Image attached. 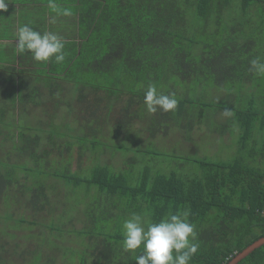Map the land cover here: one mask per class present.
<instances>
[{"label": "trees", "instance_id": "1", "mask_svg": "<svg viewBox=\"0 0 264 264\" xmlns=\"http://www.w3.org/2000/svg\"><path fill=\"white\" fill-rule=\"evenodd\" d=\"M56 2L72 15L60 19L47 0H9L29 6L25 16L34 11L32 27L41 12L45 24L46 15L60 26L65 17L73 18L65 22L73 29L63 36L65 61L47 62L46 95L30 93L39 97L37 126L23 124L16 137L3 131L13 140L5 157L0 155V215L7 210L0 225V264H56L59 257L65 264H135L139 251L121 247L122 223L133 213L156 222L190 208L199 243L190 264H224L264 236V75L250 70L251 60L264 62V0ZM17 82L13 96L22 99L27 81ZM150 84L175 94L174 111L146 110ZM211 89L223 90L221 99L205 101ZM48 104L55 107L53 118L44 110ZM225 108L233 115L212 129L208 113ZM136 121L143 140L151 141L171 123L188 140L203 121L220 137L236 126L233 141H213L216 150L237 142L236 155L166 158V152L141 148L142 142L125 146L121 137L129 128L134 133ZM62 147L66 161L57 168L53 161ZM55 149L59 154L51 157ZM107 153L109 159L120 155L121 164L104 160ZM158 156L162 161H151ZM40 233L45 243L38 246ZM238 264H264V245Z\"/></svg>", "mask_w": 264, "mask_h": 264}, {"label": "clouds", "instance_id": "2", "mask_svg": "<svg viewBox=\"0 0 264 264\" xmlns=\"http://www.w3.org/2000/svg\"><path fill=\"white\" fill-rule=\"evenodd\" d=\"M9 0H0V13L8 10ZM47 7L55 16H70L71 11L61 8L56 0H47ZM2 17V16H0ZM52 22H55L53 17ZM65 40L52 31L41 32L25 23L15 30L14 48L18 56L26 53L36 62L63 63L66 59ZM250 70L264 75V62L260 57L250 61ZM144 105L149 113L174 111L178 100L174 93L165 94L154 84L148 85ZM225 117L233 115L230 109L223 111ZM190 208L169 213L156 222L146 215L133 213L122 223V251L137 253L135 264H190L199 249L195 226L189 222Z\"/></svg>", "mask_w": 264, "mask_h": 264}, {"label": "rangeland", "instance_id": "3", "mask_svg": "<svg viewBox=\"0 0 264 264\" xmlns=\"http://www.w3.org/2000/svg\"><path fill=\"white\" fill-rule=\"evenodd\" d=\"M33 12L34 11L31 10L32 14H33ZM15 13H17V12H15ZM19 13L25 19L24 20V19L21 18V23H23V24H25L24 22L27 23V17H29V16L31 17L32 16L31 13L28 16H25V12L21 11ZM1 16H3L5 20H7L10 17L9 10H7L4 13H1ZM39 16L40 17L43 16L41 12H39ZM40 17H37L38 20H37V26L36 27L39 28V31H41V32L52 31V32H55L58 35L63 37V36H66L68 33H70V30L73 29L72 27H71V29H68V25L65 23L67 21V19H70V17H65L66 19L62 20V21H64V23L61 24V26H60V24L57 21H55L54 24L51 26V23H49V22L52 21L51 20L52 18H50V16H47L49 18V22L46 23V24H45V21H42ZM59 18L62 19L63 17L59 16ZM74 18H75V16H74ZM70 20H73V18H71ZM28 23L32 24L33 20L31 21V23L30 22H28ZM48 24L50 26H48ZM42 25H44L43 28H46V29H41ZM73 35H75L74 32H73ZM22 59H23V57L21 58V60ZM15 61H17L16 58L13 59V63H15ZM41 63L42 62L36 63L37 66H40V67H36L38 70H35V71L31 70L28 75L33 79V81H36V79H37L36 83H33V82L30 83L33 87L35 85L39 86L40 83H41V87L45 88L46 87L45 81L42 82L40 79L43 76L46 75L45 74V70L47 69V66H42ZM36 64H35V66H36ZM16 65H17V62H16ZM1 66H2V68L4 70L8 71V72H2L1 74H5L7 77L15 79V76L11 77V74H10L11 73L10 72L11 67H6V66L0 64V69H1ZM26 66H27V64H26ZM23 77H25V74L23 75ZM0 78H1V80L4 81V77H0ZM216 89H218V88H216ZM7 91H8V87L2 88V90L0 88V96L7 97ZM244 91L247 92V89H245ZM223 93H224L223 90L215 91V90L211 89L210 91L206 92V94H208V95L210 94V96H205V101H207V99H209V100L211 99L212 100L213 98L221 99V96H223L222 95ZM195 96H196V93L193 92V98ZM211 96H212V98H210ZM35 99L38 100L39 97H35ZM56 99H58V97ZM49 102L51 103L52 101H49ZM54 108L55 107H53L51 104H48L47 106H44V110L49 111L50 112V116L52 118L55 117L54 115H51L53 112H55ZM63 110L64 109H62V108L58 110V115H59L58 119L61 117L60 115H62ZM40 111H41L40 107H35V111L33 113H31L32 116H33V117L31 116V119L33 118L35 120H38L40 118V115H41ZM74 111H75L76 115H78L77 114L78 112L81 113V111H79L78 109H76ZM115 113L117 114L116 110H115ZM115 113L113 112V116L116 115ZM208 114H209V117H211L212 121L217 122V124L212 122L213 123V125L211 126L212 129H214L215 127H217L219 129L225 123L224 121H225L226 117L223 115V111L210 112ZM43 116H44V114H43ZM70 116L72 118V115H70ZM70 116H69V118H70ZM56 117H57V115H56ZM116 117L117 116H114L113 118H116ZM54 124L59 125L60 123L57 122V121H54ZM73 124L76 125L77 123L76 122H72L71 125H73ZM5 125H8V123L5 122ZM120 126H121V124L119 125L116 122V125H114V127L116 129H114L113 131H115L116 133L119 132L120 131L119 130ZM0 128H2V127H0ZM2 129L5 130L6 132H9V131L12 130V127H10V126L6 127L5 126ZM162 129H163V126H162L161 130ZM133 130H134V133H130L131 129L129 128L127 133H126L127 135L121 137L123 143L124 144L126 143L125 146L129 145V143L142 142L143 147H141V148L145 147L146 149H149V150H157V151H160V152H166V154H165L166 158H169V157H171V158H174V157L183 158V156L189 157V158L190 157L191 158H194V157L201 158V157L208 156V157L211 158L212 156H214V157L218 158L219 160L220 159L226 160V159H231L234 155H236L235 154L236 151H234V150L237 149V142H234V143L232 142L230 144V148H232V149H230V148L229 149H223L222 145H219L218 150H216L217 149V144L215 142H213L215 140V138H217V143H218V139H222V138H223L222 141L226 140L228 143L230 141H233L235 138H237L236 137L237 133L235 132V130H237L236 126H233L231 129H229L228 133H226L225 135H222L220 137V135L217 132L211 131L208 128L207 123L205 121H203L200 124L196 125L194 127V129L191 131V138L189 140L186 139L184 130L179 129L178 127H176L172 123L170 124V128L166 129V133L165 134H163V135L160 134V135L156 136L158 138L156 141H151L150 139H147L149 141L143 140V138H142L143 126L138 121H136V123L134 124ZM58 131H60V129H58ZM138 135L141 136V137H139ZM145 135H146V133L144 132V137H145ZM8 140H13V139H5L3 141V138L2 137L0 138V155H4V157H5V154L7 153V150L10 149V147H9L10 145L7 144ZM15 141H17V140L15 139ZM41 142L45 143L46 141H45V139H42ZM9 143H11V141ZM101 146H104V145H101ZM136 147H139V146L137 145ZM61 149L63 151H62V154H60V156L58 157L59 159L53 161V163L56 165L57 168H59L66 161L65 160V155H66L65 154V150L63 149V147ZM214 150L217 151L215 154L213 153ZM13 154L14 155H18V152L13 153ZM56 154H59V152H57V149H55L54 152H52L51 157L56 156ZM75 154H77V153L74 152V155ZM210 154H212V155H210ZM105 156L106 157L103 158L104 160L109 161V162H115L118 165L121 164V161L119 159L120 155H117L116 157L114 156V158H112V159L107 158V156H109V153H107ZM94 157H96V154H94ZM151 161L152 162L162 161V158L158 156L157 158H155V159H153ZM70 167L72 169L75 167L74 161H72V164H71ZM48 170L50 172L58 171L60 173L63 171V169H56V168L55 169L49 168ZM46 171H47V169H46ZM191 171L192 170L190 169L187 172H191ZM63 199H65V198H63ZM2 208H3L2 202L0 201V210ZM6 209H8V208H6ZM6 211L2 215H0V225L1 226H4V222L1 224V220L4 221L5 216H6ZM127 218H129V216H127L126 219ZM111 228L114 229V226L113 227L111 226ZM19 232H18V234H19ZM110 233H112V232H110ZM38 239L36 240V243L38 244V246H40L42 244V242H44V236H43L42 233H40L38 235ZM26 240L28 241V243H27ZM11 242H13V241H11ZM24 243L25 244L27 243V246L30 245L29 235H27L26 239H24ZM47 244L49 245V249L52 248V246L50 245L51 244L50 242H47ZM24 246H26V245H23V247ZM65 263H66V260L62 259L61 257L57 258V260H56V264H65Z\"/></svg>", "mask_w": 264, "mask_h": 264}, {"label": "crops", "instance_id": "4", "mask_svg": "<svg viewBox=\"0 0 264 264\" xmlns=\"http://www.w3.org/2000/svg\"><path fill=\"white\" fill-rule=\"evenodd\" d=\"M23 8L29 9V6H24V4L8 5L10 17L7 20H5L3 16L0 17V64L6 67H11L10 70L11 77L15 76L14 79L7 77L5 74H1L2 72H8L7 70H4L1 66L0 77H4V81L1 80L0 78V88L2 90V88L8 87V91H7V97L0 96V125H1L0 127L2 128L5 126L12 127L11 130V133H13L12 137H16L18 127H22L23 124L24 125L29 124L30 126H34V127L37 126L38 121L33 118L31 119L32 116L31 113L35 111V107H38L35 99L37 93L34 94V96L32 95V97L30 93L33 90H35L37 92L39 91L40 95L45 96L47 92L46 88L41 87L39 89L36 85L33 87L30 84L31 82L36 83L37 81V79L36 81H33V79L28 74L30 73L31 70L32 71L38 70L36 68V67H40L37 66L36 64L38 62L32 60L31 56L28 55L27 53L25 55L18 56L14 48L15 30L20 24L21 25L23 24L21 23V18L19 13L21 11L25 12ZM47 16L49 15H46V17ZM32 20L33 21L35 20V16L27 17V24H29L28 22L31 23ZM29 25L31 26L32 24ZM22 57L23 59L21 60ZM15 58L17 59V61L13 63V59ZM41 64L42 66L48 67V63L42 62ZM24 74L25 77H23ZM22 78L25 81H27V89L24 90L25 92L23 98L19 99L17 95L13 96V94H18L17 92H18L19 83L17 81H20ZM42 79H45V76H43L40 80L43 81ZM40 118H42V115H40ZM5 122L8 123V125H5ZM2 128H0V138L2 137L3 141L5 139H10L9 136H6V134H4L5 130H3ZM9 142L10 140L7 141V144H9Z\"/></svg>", "mask_w": 264, "mask_h": 264}, {"label": "water", "instance_id": "5", "mask_svg": "<svg viewBox=\"0 0 264 264\" xmlns=\"http://www.w3.org/2000/svg\"><path fill=\"white\" fill-rule=\"evenodd\" d=\"M264 245V236L256 239L245 248L235 253L226 263L224 264H238L241 260L246 258L250 253H252L255 249Z\"/></svg>", "mask_w": 264, "mask_h": 264}, {"label": "built area", "instance_id": "6", "mask_svg": "<svg viewBox=\"0 0 264 264\" xmlns=\"http://www.w3.org/2000/svg\"><path fill=\"white\" fill-rule=\"evenodd\" d=\"M262 215H263V217H264V210H262Z\"/></svg>", "mask_w": 264, "mask_h": 264}]
</instances>
